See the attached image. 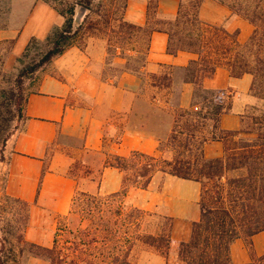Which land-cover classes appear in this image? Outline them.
Masks as SVG:
<instances>
[{
    "label": "crops",
    "instance_id": "1",
    "mask_svg": "<svg viewBox=\"0 0 264 264\" xmlns=\"http://www.w3.org/2000/svg\"><path fill=\"white\" fill-rule=\"evenodd\" d=\"M152 1L127 0L124 19L146 28L158 18L178 14L179 0H156V9ZM199 17L203 23L223 27L229 33L238 31L241 44L247 43L255 30L222 0H204ZM63 25L64 19L51 6L42 0L34 2L21 26L0 31V41H14L4 69L13 70L32 38L44 40L54 28ZM168 41L166 33L154 31L140 74L122 72L117 76L106 73L105 40L92 38L83 47L72 45L50 62L41 89L26 96L23 128L7 142L2 164L6 171L4 194L30 207L24 236L27 242L52 247L58 224L72 215L79 191L91 195L107 190L111 194L120 192L123 172L109 165L116 156L126 158L133 152L160 156V144L168 140L174 125L175 109L191 107L194 85L184 82L183 75L190 62L199 59L191 51L168 53ZM114 63L123 66L125 61L116 58ZM252 82L251 75L232 78L224 67L204 80L206 89L226 91L233 100L232 112L221 118L223 130L241 129L240 107L247 97H252ZM147 87H151L152 96L144 94ZM67 138L80 141L78 146L70 145L73 154L54 151L60 146L56 144ZM204 152L208 159L221 157L223 144L211 142ZM78 159L94 173L100 171L101 179L70 175ZM175 178L164 175L159 180L155 176L148 189L135 188L139 198L133 203L170 218L172 241L185 242L191 237L193 223L201 217L200 186ZM157 179L162 182L160 191L153 190ZM130 194L131 189L127 198L133 199ZM251 243L250 249L245 240L234 241L230 248L234 264H254L252 255L264 256V233L254 235ZM150 264H179L177 246L172 244L165 257L156 256Z\"/></svg>",
    "mask_w": 264,
    "mask_h": 264
},
{
    "label": "trees",
    "instance_id": "2",
    "mask_svg": "<svg viewBox=\"0 0 264 264\" xmlns=\"http://www.w3.org/2000/svg\"><path fill=\"white\" fill-rule=\"evenodd\" d=\"M42 1L64 19V25L54 28L43 41L32 38L23 56H27L33 45L40 44L45 50L39 60L22 68L8 89L0 86L2 153L7 142L18 131L19 122L25 120V78L50 64L55 57L72 46V39L79 32L84 29L95 30L98 24L93 23V17H101V10L105 11L102 16L104 23L107 27L110 25L107 4L98 6L100 9L97 12L93 7L95 0ZM203 1L179 0V11L175 17L158 18L153 25L142 28L124 19L127 5V0H124L122 16L115 19L119 21V34L126 32L125 38L121 37L119 40L132 37L137 32L145 38L146 48L145 52L135 51L142 53L140 58L132 55L125 57L127 64L120 73L140 74L154 31L168 35V53L176 55L180 51H191L197 53L199 59L190 62L184 69L183 81L194 85L191 107L175 109L174 125L168 140L160 144V156L133 152L126 158L116 156L115 163L108 162L123 173L133 170V174L123 181V189L110 194L111 198L108 200L119 199L116 213L118 217H122L126 207L124 199L131 186L146 190L158 173L198 183L201 187V217L198 222L193 223L188 241H172L171 224L166 236H142L139 228L146 212L140 208H134L131 215L132 225L137 229L132 239L159 249L164 246L169 249L172 244L176 245L179 264H234L230 256L234 241L243 239L251 249V238L264 233V3L261 0L253 6L248 0H230L228 3L222 0L236 15L255 27L248 42L241 44L238 41V31L229 33L223 27L208 25L200 20L199 12ZM151 5L156 9V0ZM82 6L88 13L83 22L77 24L76 13ZM8 27V24L2 25L0 31ZM10 43L13 46L14 41ZM111 49L109 43L108 56ZM4 62L5 59L0 61L3 67L0 76L13 78L4 69ZM18 62H22L21 58ZM219 67L226 68L232 78L240 79L245 75L253 77L250 94L263 102L256 119V130L241 128L226 131L221 128V118L232 112L233 101L228 92L206 89L203 84L206 78L214 76ZM241 118L243 126L245 116L242 115ZM214 141L223 144V155L208 159L204 148ZM166 154H171V157L166 158ZM4 161L3 157L0 158V163ZM135 161V166L128 168V163ZM23 203L29 207L27 203ZM77 211L81 213L82 222L92 218L93 221L86 227L80 225L76 230L64 227L59 222L52 247L29 243L24 237H20V243L25 245L30 255L39 257L48 264H134L129 260L131 246H128V240L113 243L110 229L106 228L107 225H102L105 210L100 195L84 192L77 194L72 213ZM168 220L171 221L170 218ZM125 239H130V236L125 234ZM1 253L2 250L0 264H7ZM252 259L254 264H264V256L256 258L252 255Z\"/></svg>",
    "mask_w": 264,
    "mask_h": 264
},
{
    "label": "rangeland",
    "instance_id": "3",
    "mask_svg": "<svg viewBox=\"0 0 264 264\" xmlns=\"http://www.w3.org/2000/svg\"><path fill=\"white\" fill-rule=\"evenodd\" d=\"M37 0H0V26L8 24L9 26H21L25 18L28 15L29 9L32 7L34 2ZM76 1V0H75ZM230 0H226L228 3ZM250 4L255 6L261 0H248ZM107 4V10L110 12V25L107 27L103 21V17L105 15V11L101 10V17L95 15L93 17V23L98 24L95 30L88 31V29H84L75 35L72 39V45H79L85 46L87 42L92 38H99L106 41L107 47L110 43L111 45V54L108 56L109 64H107V75L110 76H117L119 75L120 71L125 67L127 64V60L125 57L132 55L137 56L134 58H140L142 53H136L135 51L139 50L145 52L146 48V40L143 35L139 33H133L132 37H126L127 39L119 40V38H125L126 32L119 34V21H115L122 16L123 13V4L124 0H95L94 1V9L98 12L100 9L98 6L101 4ZM264 3V0H262ZM78 12V10H77ZM88 11L86 12L87 15ZM77 15V13H76ZM79 24V23H77ZM118 32V34H114L113 32ZM45 40V39H44ZM43 41V40H42ZM11 41H0V61L6 59V55L12 49ZM26 50V49H25ZM42 45L35 44L31 47V50L27 53V56H23L24 52L18 58H21V63L16 62L15 67L12 71H6L10 73V77H3L0 76V86H4L8 89L11 86V81L16 77L20 70L24 67L31 66L35 62H37L43 53ZM116 58H121L125 61L122 65H117L114 63ZM135 64L134 62L132 63ZM139 64V63H137ZM49 65V64H48ZM45 66L35 74L28 75L25 78L24 82V96L26 97L29 93L37 92L41 89L42 79L46 74L49 72V67ZM2 65L0 63V71L2 70ZM167 85L166 82H162ZM161 83V84H162ZM144 94L147 96H152L151 87H147L144 89ZM264 94V93H263ZM262 94V95H263ZM233 101V100H232ZM263 102L260 101L256 97H247L240 107L241 114L245 116L244 124L241 128L243 130H256L258 125H255L256 119L259 117V108H261ZM241 115V116H242ZM24 119L19 122L18 131H21L24 124ZM15 133V134H16ZM244 137H248V135H242ZM80 141L74 138H67L63 143L61 142L60 145L54 147V151L62 152L66 151L70 154H73L71 146H78ZM71 145V146H70ZM4 158L5 154L2 153L0 148V158ZM166 158H170L171 154H166ZM111 163H115V159L113 158ZM0 163V250H2L1 257L3 260L6 261L7 264H46L47 262L39 257L32 256L27 251L24 244L20 243V237L25 236L26 228L29 225L30 221V207H26L23 202H18L14 199H8V197L4 194V183H5V176L6 171L5 167ZM135 162L128 163V168H133L135 166ZM70 175H74L76 177H92L93 180L98 181L102 177V173L99 171L94 173L92 170L86 167L81 160H77L72 167L70 168ZM133 174V170H127L123 173V181L126 177L131 176ZM165 174L158 173L157 176L160 179V176H164ZM154 176V177H155ZM153 177V178H154ZM178 181L177 178H175ZM130 183V182H129ZM131 184V183H130ZM200 186V185H199ZM162 187L161 181H156L153 185V190L160 191ZM131 196L133 199H128L127 196L124 199L125 203V210L122 212V217H118L116 213V209L119 206V199H110L111 193L109 192H102L101 194H96L101 196V200L103 203V207L105 212L102 214V225H107L106 228L110 229V236L113 243H122L126 240L130 243L128 246H131L129 260L134 264H150L151 260L156 257H165L168 253V249L165 246L162 249L152 247L143 243L141 240H133L132 236L136 232V228L132 225V218L133 209L139 208L134 205L133 200H138L139 196L136 195L137 190L131 186ZM79 191L77 194H80ZM201 193V187H200ZM95 195V194H94ZM83 205H81L82 207ZM87 204L84 205L86 207ZM146 214L142 218L139 232L143 235H154L159 238L160 236H166L169 231V227L171 221L169 218L159 216L155 213H151L145 211ZM81 213L77 211L72 213V215L66 219L60 220L61 224L64 227H68L71 229H77L80 225L86 227L93 221V218L90 220L81 221ZM125 234L130 236V239H125ZM48 264V263H47Z\"/></svg>",
    "mask_w": 264,
    "mask_h": 264
},
{
    "label": "water",
    "instance_id": "4",
    "mask_svg": "<svg viewBox=\"0 0 264 264\" xmlns=\"http://www.w3.org/2000/svg\"><path fill=\"white\" fill-rule=\"evenodd\" d=\"M86 12H87V9L85 7H80L78 9V12H77V15H76V18H75V22L77 23H81L83 22L85 16H86Z\"/></svg>",
    "mask_w": 264,
    "mask_h": 264
}]
</instances>
